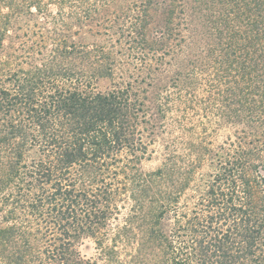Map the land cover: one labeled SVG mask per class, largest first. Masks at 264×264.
Wrapping results in <instances>:
<instances>
[{"label":"trees","instance_id":"16d2710c","mask_svg":"<svg viewBox=\"0 0 264 264\" xmlns=\"http://www.w3.org/2000/svg\"><path fill=\"white\" fill-rule=\"evenodd\" d=\"M204 2L170 0L161 13L169 25ZM223 3L246 27L211 26L220 38L195 43L186 70L156 88L151 106L129 82L96 90L112 79L114 67L101 62L110 50L62 41L38 60L25 54L32 47H6L24 9L49 3L0 0V264H264V0ZM203 110L249 130L224 146L180 149L174 139L159 167L137 168L153 129ZM85 239L94 259L79 251Z\"/></svg>","mask_w":264,"mask_h":264},{"label":"rangeland","instance_id":"374dc122","mask_svg":"<svg viewBox=\"0 0 264 264\" xmlns=\"http://www.w3.org/2000/svg\"><path fill=\"white\" fill-rule=\"evenodd\" d=\"M43 1L49 5L44 9L45 4H42L41 13L34 9L29 12L24 9L22 18L12 24L4 38L6 47L11 44L19 49L24 48L23 50L32 47L33 51L25 54L38 60L62 41L76 44L83 42L94 45L95 48L102 47V52L106 54L110 50L109 58L101 62L107 61L114 67L112 79L102 78L95 81L96 90L105 91L110 89L113 83L124 85L129 82L145 91L142 94L147 96L146 102L149 105L152 104L156 88L165 86L178 72L186 70V63L195 43L203 45L204 42H214L220 38L219 32H212L211 26L215 25L221 31L227 27H246L241 17L235 14L225 16L226 4L223 1L227 0L212 4L210 12L204 7L213 0H205V5L202 6L188 3L184 14L172 19L169 25L166 23L167 16L161 12L167 10L166 2L170 0H116L108 3L109 5L105 0H91L88 3H85L87 0L84 3L81 0ZM147 5L149 17L145 16ZM144 22H147L146 26ZM112 23L114 30L107 32L106 28L112 26ZM165 28L173 31L170 39H164L165 36L160 34ZM40 44H46L45 48ZM23 50L20 53H23ZM141 56L144 61L138 59ZM72 61L76 62L75 59ZM148 72L151 74L149 78L146 75ZM205 107L206 103L202 102L201 108ZM152 108L154 110V107ZM203 114L207 116L201 118ZM156 118V114L152 113L151 121L157 127L160 122H156ZM178 120L183 123L184 127H181L184 130L175 127ZM231 122L224 115H213L207 110L194 115L189 113L185 121L181 118L175 119V115L171 116L162 129H153V141L148 146L147 159L137 165V168L148 173L159 167L163 162L165 149L174 139L181 143L178 147L180 149L188 148L184 144L188 142L195 145L202 143L224 146L229 141H234L242 131L249 130L243 125L234 124L233 119ZM210 173L211 168L206 163L203 174ZM121 212L122 216L126 214L127 209L124 208ZM2 216L3 207L0 202V222ZM79 251L87 259H94L98 255L92 239L81 242Z\"/></svg>","mask_w":264,"mask_h":264}]
</instances>
